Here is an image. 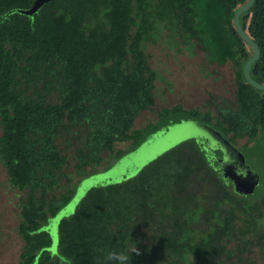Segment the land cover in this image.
I'll return each mask as SVG.
<instances>
[{"label": "trees", "instance_id": "obj_1", "mask_svg": "<svg viewBox=\"0 0 264 264\" xmlns=\"http://www.w3.org/2000/svg\"><path fill=\"white\" fill-rule=\"evenodd\" d=\"M245 1L50 0L29 15L21 10L34 0H0V162L9 186L24 191L19 264H106L111 250L125 251L129 264H245L255 248L264 255V187L258 196L239 194L196 140L130 178L90 188L59 221L56 249L50 232L79 183L55 192L71 180L62 133L83 130L77 168L87 172L103 151L115 161L129 149L118 142L138 146L156 129L154 122L134 126L155 103L150 42L165 36L190 52L200 47L210 63L231 62L235 74V107L214 114L177 103L159 110L161 124L199 120L233 143L264 132V90L243 74L253 48L233 24ZM240 20L260 46L251 74L264 83V0Z\"/></svg>", "mask_w": 264, "mask_h": 264}, {"label": "rangeland", "instance_id": "obj_2", "mask_svg": "<svg viewBox=\"0 0 264 264\" xmlns=\"http://www.w3.org/2000/svg\"><path fill=\"white\" fill-rule=\"evenodd\" d=\"M166 38L164 36L162 40L147 44L149 62L159 72L155 103L137 116L134 125L144 127L149 122H154L157 126L154 132L135 147L129 146L130 141L118 142L117 147L129 148L121 158L114 161L108 151H103L99 164L87 165V172H79L77 168V148L82 146L83 130L75 127L69 133H62L58 137V145L68 156L64 170L71 175V180L67 182L64 179L61 189L55 192L63 191L79 181L77 190L80 199L94 186L121 182L136 175L159 155L187 140L203 143L209 157L219 155L217 158L226 170L224 178L230 179L239 194L258 196L262 192L264 132H260L252 140L247 136L238 137L233 143L220 130L199 120L182 117L169 126L158 121L162 107L177 103H182L186 108L211 109L214 114H217L221 106H236V82L231 62L210 63L202 48L195 47L190 52L186 48L174 46ZM57 98L53 91L50 99L56 101ZM1 132L0 124V134ZM23 194L24 191L9 186L6 168L0 162V264H19L23 240L17 227ZM79 199L75 198L72 205L62 209L58 217L53 218L50 232L54 249L59 240V221L74 212L72 206ZM248 256L250 260L245 264L264 261L260 248L248 252Z\"/></svg>", "mask_w": 264, "mask_h": 264}, {"label": "water", "instance_id": "obj_3", "mask_svg": "<svg viewBox=\"0 0 264 264\" xmlns=\"http://www.w3.org/2000/svg\"><path fill=\"white\" fill-rule=\"evenodd\" d=\"M48 1H50V0H34V2L32 3V5L30 7L24 8L21 11L23 13H25V14L32 15L35 11H37L39 9V7L41 5H43L44 3L48 2ZM255 1L256 0H246L244 3H242L241 5H239L237 7V9L235 10L234 15H233V24H234V27H235L236 31L240 35V37L244 41H246L253 48L252 55L247 59V61L244 64V67H243V74L245 76V79L247 80L248 83H250L255 88L260 89V90H264V83L261 82V81H259V80H257V79H255L252 76V74H251V66H252V64L257 59H259L260 58V55H261L260 46L257 43V41L244 29V27H243V25L241 23V20H240L241 14L244 11L250 9L254 5ZM216 159H218V167H221L222 168L223 173L226 172V170L224 168V165L222 163L220 164L219 158H216ZM83 196H81V198ZM75 198L79 199L78 190H77L76 194L74 195V197L70 200V202L68 204H66L64 207H62L58 211V213L62 209L67 208L70 205H72V203H73V201H74ZM81 198L78 200L77 203L75 202L73 204L74 206H72V211H75V208H76L77 204L79 203V201L81 200ZM58 213L54 216V218L58 217Z\"/></svg>", "mask_w": 264, "mask_h": 264}, {"label": "clouds", "instance_id": "obj_4", "mask_svg": "<svg viewBox=\"0 0 264 264\" xmlns=\"http://www.w3.org/2000/svg\"><path fill=\"white\" fill-rule=\"evenodd\" d=\"M137 251L136 249L133 252ZM106 264H129V255L122 250H111L105 254Z\"/></svg>", "mask_w": 264, "mask_h": 264}, {"label": "flooded vegetation", "instance_id": "obj_5", "mask_svg": "<svg viewBox=\"0 0 264 264\" xmlns=\"http://www.w3.org/2000/svg\"><path fill=\"white\" fill-rule=\"evenodd\" d=\"M217 156L219 157V155H213V158L215 159V158H217ZM216 161H217V163H218V160L217 159H215ZM221 168V167H220ZM222 169V168H221Z\"/></svg>", "mask_w": 264, "mask_h": 264}, {"label": "snow or ice", "instance_id": "obj_6", "mask_svg": "<svg viewBox=\"0 0 264 264\" xmlns=\"http://www.w3.org/2000/svg\"><path fill=\"white\" fill-rule=\"evenodd\" d=\"M63 215V214H62Z\"/></svg>", "mask_w": 264, "mask_h": 264}]
</instances>
